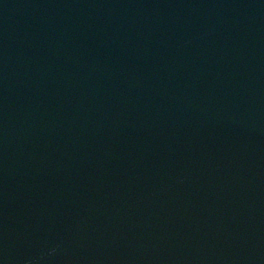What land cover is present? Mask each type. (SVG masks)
<instances>
[{"label":"water","instance_id":"water-1","mask_svg":"<svg viewBox=\"0 0 264 264\" xmlns=\"http://www.w3.org/2000/svg\"><path fill=\"white\" fill-rule=\"evenodd\" d=\"M0 264H264V0H0Z\"/></svg>","mask_w":264,"mask_h":264}]
</instances>
